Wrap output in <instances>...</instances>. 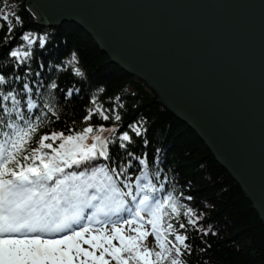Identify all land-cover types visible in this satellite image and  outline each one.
Returning <instances> with one entry per match:
<instances>
[{"label": "snow or ice", "instance_id": "1", "mask_svg": "<svg viewBox=\"0 0 264 264\" xmlns=\"http://www.w3.org/2000/svg\"><path fill=\"white\" fill-rule=\"evenodd\" d=\"M17 26L19 15L0 7V49H10L0 68L25 66L27 75L33 48L44 49L47 36L23 32L22 43L10 47ZM78 64L72 52L55 70L83 78ZM23 79L15 74L17 88L0 74V264H188L187 233L199 230L200 219L183 202L192 197L166 187L153 162L134 154L136 138L147 143L146 129L136 120L120 130V96L105 107L98 89L82 128L54 130L59 85L52 80L34 90ZM59 91L64 100L79 93ZM94 118L112 125L94 126Z\"/></svg>", "mask_w": 264, "mask_h": 264}, {"label": "water", "instance_id": "2", "mask_svg": "<svg viewBox=\"0 0 264 264\" xmlns=\"http://www.w3.org/2000/svg\"><path fill=\"white\" fill-rule=\"evenodd\" d=\"M73 23L194 131L264 225V0H26Z\"/></svg>", "mask_w": 264, "mask_h": 264}, {"label": "trees", "instance_id": "3", "mask_svg": "<svg viewBox=\"0 0 264 264\" xmlns=\"http://www.w3.org/2000/svg\"><path fill=\"white\" fill-rule=\"evenodd\" d=\"M0 7L15 12L22 20L10 47L22 43L19 35L23 32L47 36L44 49L33 48L27 75L25 66L14 71L0 68V74L12 77L13 86L17 88L20 85L15 83V74L21 75L24 78L21 83L28 82L34 90L38 83L46 86L52 80L65 92L72 87L79 89L71 100H64L63 93L59 89L56 91L59 120L52 118L55 122L49 124V128H82V116L89 97L101 88L104 92L100 99L105 102V107L111 103L110 98L117 95L124 104L120 109L121 131L136 120L143 122L147 143L136 138L132 151L137 157L143 154V158L153 162L152 168L167 178L161 181L166 187L174 185L177 195L192 197L183 202L200 217L199 230L190 228L187 233L192 247V253L185 257L188 264H264V225L249 200L196 133L159 104L156 94L144 82L112 64L77 25L42 26L36 22L26 0H0ZM8 50L7 47L0 49V56ZM72 52L78 56V66L85 74L83 78L55 70L57 65L70 58ZM41 91L45 88L41 87ZM90 123L112 125V121L95 118ZM111 151L116 154L118 150L111 147ZM133 164H136L135 160ZM146 243L151 246L154 243L152 237H148Z\"/></svg>", "mask_w": 264, "mask_h": 264}]
</instances>
